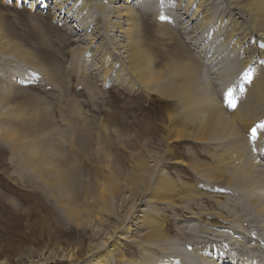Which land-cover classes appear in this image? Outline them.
<instances>
[{"label": "rangeland", "instance_id": "1", "mask_svg": "<svg viewBox=\"0 0 264 264\" xmlns=\"http://www.w3.org/2000/svg\"><path fill=\"white\" fill-rule=\"evenodd\" d=\"M74 1L72 5L80 4ZM186 1L118 0L111 3L109 0V4L108 0H89L93 5L87 9L83 8L84 3L74 9L71 7L68 13L69 5L59 14L56 0L44 3L38 0H0V264H94V261L102 264H174L175 261L180 264H213L202 262L192 252L200 244L186 247L181 244L180 238L191 242L193 235H190L189 227L195 226L226 235L215 238L201 234L203 238H210L201 244L208 247L212 239L214 246L229 248L234 255L231 257L228 249L224 258L231 261L237 257L241 261L243 256V253L237 254V246L231 244L232 241L253 246L249 239L233 234L227 228V220L224 222L217 218L221 214L229 217L239 215L236 203L243 202V192L237 186H224L225 179L236 177L241 168L237 157L234 154L230 156L232 152L220 147L231 140V130L227 134L230 133V137L222 134L205 144L188 138H171V141L166 133L165 117L166 113L175 110L174 101L163 100L156 91L153 92L167 84L164 78L168 73L165 71L172 67L174 45L191 55L201 67L196 81L198 78L202 84L204 96L208 95L205 100L218 103L220 110L216 108L214 112L217 111L218 118L226 121L227 125L230 124L228 116L232 112L233 99L237 97L229 94L228 88L237 95L243 87L247 89V66L243 68L242 64L250 42L247 38L242 40L239 32L241 23H238V32L242 43L235 38L234 44L228 31L236 19L240 22L235 10L227 7L226 0H210L209 7L206 5L204 8L207 17H203L206 21L203 24L196 19L191 20L196 4L193 1L187 9ZM100 2L106 11L94 8ZM111 6L128 8L137 17L140 27H137L139 31L134 40L140 39L141 44L147 46L145 49L139 44L145 61L148 60L147 68L129 71L124 65V48L127 47V39L133 37L113 31L109 21H118L126 28V18H113L111 14L105 16ZM76 10L78 16L75 19ZM96 17L101 19V29ZM157 21L169 25L166 31L157 28ZM189 35L193 38L191 41ZM237 43L244 44L245 50L239 49ZM96 50L100 51L92 55ZM205 50H208V55L212 54V61L217 56L218 59L207 62ZM22 56L29 57L27 62L21 59ZM45 67L49 74L52 73L49 78L41 72ZM259 68L262 69L261 66ZM223 73L225 80L222 78L224 82L221 83L218 75L221 78ZM25 102L27 110L23 109L19 116L18 108ZM33 108L41 110L36 115L30 112ZM204 116H198L196 127L204 123L200 119ZM21 118L25 124L21 123ZM140 120L151 124L153 129L138 132L135 125L140 126ZM179 120L184 121L182 118ZM21 126L23 128L19 130ZM189 127L184 129L185 133L194 131L192 126ZM14 132L18 137H24L21 143L16 140L11 143L12 152L11 146L2 140L10 134L15 137ZM27 133L33 134L28 137ZM24 147L27 150L35 148L29 155V161H35L42 154L50 163L72 164L77 184L75 190L69 188L71 194L67 192L57 203L58 200L50 196V191L43 188L46 185L36 182L32 171L24 166ZM260 148L252 156L251 165L264 175V144ZM213 150L216 156L221 152L222 165L229 170L219 184L199 177L188 166L193 158V161L206 165L214 164L209 156ZM249 168L244 170L246 174L259 176L255 169ZM159 175L167 177L172 185L176 182L174 187L178 194H185L183 189L192 194L191 211L186 210L187 204L177 198L179 196L175 197L173 206L165 203V199L154 197ZM263 183L261 181L257 185L261 186L258 190L262 192ZM103 194L104 201L100 198ZM70 196L76 197L72 203L76 215L67 220L59 213V207L66 206ZM148 216L157 217L158 223L163 220L165 241L148 245L143 240L147 232L144 222ZM253 217L256 221L260 218ZM204 218L206 221L201 222ZM195 234L192 242H197ZM9 244L19 251L10 252ZM256 248L254 246L247 251L246 256H253L254 250L264 252V243L260 249ZM111 249L113 252L107 254ZM222 252L218 251V254ZM259 257L264 255L259 254ZM209 260H214V264L220 262L215 258Z\"/></svg>", "mask_w": 264, "mask_h": 264}, {"label": "bare ground", "instance_id": "2", "mask_svg": "<svg viewBox=\"0 0 264 264\" xmlns=\"http://www.w3.org/2000/svg\"><path fill=\"white\" fill-rule=\"evenodd\" d=\"M38 1H40V3H44L46 0H38ZM72 1L73 0H63V1L62 0H56L57 10L60 11L59 14H62V12L69 5H71V6H69L67 9L68 13H69V10L74 9L75 6L79 7L80 5H82L84 3H86V4L83 5V8H86V9L89 8V6L93 5L91 2H89V0H75L74 1L75 3H76V1L80 2L79 5L78 4L72 5ZM115 1H118V0H111V3L112 2L115 3ZM154 1H157V0H153V2ZM193 1L195 2L196 5L194 7L195 9L193 11V14L191 15V18H192L191 20L196 19L198 21V23H200V21H201V23L205 24L206 21H203V17L206 19V17H207L206 12L207 11L205 12L204 8L206 5H207V8L209 7L208 5H209L210 0H187L185 3L189 6ZM226 2H228L227 7L233 8L235 10V13L240 18V22H238L239 19L238 20L236 19V22L231 24L230 28H228V31H230L229 37L230 38L232 37V40L231 39L230 40L232 42H234V39L236 38V41L238 40V43H240L239 42V41H241L239 38L240 37L239 32H240L242 40L244 38H247V40H249V42H250V47L248 49L247 56H245L243 58L245 61L242 64L243 68L245 66H247L246 67L247 71H246V75H245V84H248L247 89H246V86H245V88L243 87L240 94L237 95L233 90H231V88H228L229 94H231V95L235 94L237 96L233 99L232 112H231V115L228 116L229 120L226 119V120H228V122L230 124L227 125L226 121L224 122V120H221L218 118L219 116H218V114H216L217 111H216V113L214 112L215 110L220 108L218 106V103H214L213 101L205 100V99H207L205 96H208V95L204 96V94L201 90V86H200L202 84L201 83L199 84L198 78L196 81V75H199V72H200L199 70L201 69L199 64L196 62V60L191 55H187L186 52L180 51L178 46L176 47V45H174V48L172 50V57H173V62L171 64L172 67L169 69L167 68V71H165L169 75V76L167 75V77L164 78L167 84L165 87L160 88V89H156L153 92L156 91L155 93H157L159 95V97L163 100L172 99L174 101L173 104L175 105V108H174L175 110H172V112L166 113V117H165L166 118L165 120L167 122L166 133L168 134V137L170 139L171 138H173V139H180V138L186 139V138H188V139L195 140L197 142H201V143L205 144V143H210L214 137L218 138L222 134L227 135L228 132L231 130V133H232L231 138H230L231 140H228L226 142V140L223 139V141H225L226 143L220 147L222 150H224L226 148L227 151L232 152L230 156H232V154H234L237 157L238 163L241 164L240 165L241 168L239 167L240 169L236 173V177H234V178L230 177L229 179H225V183H224V186L227 188H232V186H237L243 192V195H242L243 202L242 203H238V202L236 203L239 206L238 207L239 215L236 214L233 216L231 214L232 217H229V216L222 215L220 213L221 215L218 216L217 218L222 219V221H224V222H226V220H227V222L229 224L233 223L234 225L228 224L227 228L232 230L233 234H236L239 236L241 235L242 237H244L247 240L249 239V241L252 242L253 246L248 245L249 246L248 247L247 245L245 246L241 242L232 241L231 244H234L235 246H237V248H235V249H237V254L243 253V256L242 257L239 256L242 258L241 261L239 260L238 257L235 260L233 259V261H231L230 259H227V257L224 258V254L228 252L229 248L223 246V249H222L220 247L214 246L215 244L213 243L214 241L212 239H211L212 244L210 243L209 244L210 246H208V247L201 244V242H203L205 240L210 241V238L209 239L203 238L200 236L201 234H206V235L213 236V237L216 236L215 238H222V237L224 238L226 235H221L220 232H216V231H215L216 233L210 232L209 230H204V228H201V227H198L199 228L198 229L195 225L194 226L196 229L194 227L192 229H190V227H189V233L191 236L193 235V237H195V235H196L195 233H197V237L195 240L197 242H192L194 240L193 237L190 238V239H192L191 242H188L187 240L180 238V240L183 242L181 244H183L185 247L188 245L191 246V244L194 245V243H197V245L200 244V246H195V247H198V248H195L197 250L196 252H195V249L193 251L192 250L191 251L195 253V256L197 257V259L199 258V259H201V261L202 260L206 261V263L208 261H210V262H213V264H214L215 261L213 260V258H215L221 262V263L217 262V264H224V263L225 264H264V257H259V254L264 255V252L254 250L252 252L253 256H251V257H247L245 254L251 248H254V246L257 247L256 249H260L261 244L264 243V192L260 191L261 190L260 185L257 187V185L260 184L261 181H262V183L264 182L263 181L264 175H260L262 172H259V170L257 171L253 164L251 165V159H253L252 156L254 154H257V152L260 151V149H261L260 148L261 144H264V0H226ZM108 3H109V0H108ZM144 5L145 4H143V6ZM103 6H104L103 2L102 3L100 2L99 4H95L94 8L102 11V9L104 8ZM71 7H72V9H71ZM188 8H190V6L187 7V9ZM105 9L107 10V8H105ZM105 9H103V11ZM81 10H85V9L81 8ZM76 11L77 12H75V14L73 16L75 19L78 16L77 15L78 10H76ZM208 11H209V9H208ZM65 13H67V12H65ZM110 14L112 15L113 18H117V19L120 17L126 18V28L125 27L123 28L119 24L120 22H118V21H109V24L110 23L112 24L111 27H112L113 31H119L120 33H125L124 34L125 36H132L133 37L132 39H127V43H126L127 47L124 48V53L126 54V56H125L126 64H124V65H126L127 70L131 71L132 68L133 69H139L141 67L147 68L148 66H146V63L148 62V60H147V62L145 61L146 60L145 56L139 49V44H141V41H140V39L137 41L134 40V37H135L134 35H136L137 32L139 31V29L137 31V27H140L137 17L135 18V15L132 14V11L128 8L123 7V6H115V7L111 6V9H109L107 11V14L105 16L109 17ZM96 20H99V21H97V25L99 24V26H100L99 22L101 21V19L99 17H96ZM157 23H158L157 28L159 30H162V31H166L167 26H169V25L166 26L163 23H159L158 21H157ZM238 23H241V26H239V27H241L240 30L242 32L238 28ZM96 28H99V27H96ZM100 29H101V26H100ZM238 30H239V32H238ZM205 31H206V29H205ZM144 33H146L145 28H144ZM188 39H189V41H191L193 38H192V36L189 35ZM200 39H201V37H200ZM236 41L234 42V44H236ZM238 43H237L238 48L239 49L241 48V50H245V48L243 47L244 44H238ZM241 43H242V41H241ZM142 46L145 47V49L147 47L145 44ZM14 47H13V49L16 50V52H17L18 48L15 49ZM99 51L96 50L95 53H93L92 55L95 56L97 54V52H99ZM218 51H216V52H218ZM204 52H205L204 54L206 56H208L207 62H209V61L211 62L212 58H213L212 54L208 55V50L207 51L205 50ZM107 53H109V52H107ZM26 58H29V57H26ZM26 58H25V56L21 57V59L23 61L27 62ZM19 59H20V57H19ZM30 59H31V57H30ZM99 59L101 61L102 57ZM216 59H218V56L215 59H213L212 62H214ZM96 65L97 64H95V66ZM124 65L122 64L121 66L125 69L126 67H124ZM255 65H257V66H255ZM168 66H169V64H168ZM250 66H253V67L250 68ZM260 66L262 67V69L259 68ZM97 69L98 68L96 67V70ZM42 71L44 72V74L48 75V78H49V75H52V73H51L52 71L50 70L51 74H49L48 73L49 69L46 67L43 70H41V72ZM214 72H212V73H214ZM139 74H141V73H139ZM223 75H224V73L221 75V78L218 75V77H219L218 81L221 80L222 81L221 83H223L225 80L224 79L225 77ZM233 77H235V76H233ZM236 77H237V75H236ZM53 78L55 79L56 76L54 75ZM144 78L149 80L148 77H144ZM227 82H229V81L227 80ZM218 92L221 95L220 90ZM224 95H225V93H224ZM230 97H225V98H230ZM24 106H26V102H25V104L22 103V106L21 105L19 106L20 107V108H18L19 116H21L22 112H24L23 111V109H25ZM35 108L30 110V112L35 114L37 111L41 110V109L36 110ZM25 110H27V109H25ZM178 110L180 112L179 113L177 112V113L180 114L181 116L176 113V111H178ZM16 112H17V110H16ZM71 114H72V112H71ZM36 115H37V113H36ZM197 115L198 116L199 115L200 116L206 115V116H204L206 119L202 118V117L200 118L202 121H204V123L201 126L199 125L198 127H196V125H198L197 120L199 118ZM62 116H64V115H62ZM196 116H197V119H196ZM180 118H182V120L184 119V121H180L179 120ZM21 123L25 124L24 118L22 119ZM140 123H141L140 126L135 125V128L137 126L139 128L138 132L145 133V132H150L153 129L151 124L148 125L149 123L146 121L144 122L143 120H140ZM78 125L80 126V124H78ZM126 125H127V123H126ZM189 126H192L191 128L194 129V131L192 133H190V132L185 133L184 129L190 128ZM25 127L26 126H24V128ZM20 128H23V127L22 126L19 127V130H20ZM75 128L76 127H74V129ZM79 128H81V127H79ZM30 129L31 128H29V130ZM33 129L35 131L36 128L34 127ZM22 131H24V130H22ZM30 131L32 132L33 130L31 129ZM44 132H46V131H44ZM17 133H20V132L18 131ZM17 133H15L16 134L15 137H13V135L10 136L11 134L6 135V137L2 141L7 145L9 144L10 146L12 145L11 143L14 142L15 140L18 141L19 143H21L23 141L22 137H24V136L18 137L19 135ZM155 133H157V132H155ZM27 134H29V133H27ZM31 134H33V133H31ZM31 134H29L28 137L29 136L31 137ZM23 135H26V133ZM47 135H48V133H47ZM227 136L230 137V133ZM25 138H26V136H25ZM144 138H146V137H144ZM217 138H216V140H218ZM140 141H141V139H140ZM171 141H172V139H171ZM17 146H18V143H17ZM73 148H72V150H73ZM13 149L11 146L10 150L12 152L14 151ZM34 149L33 150H30V149L27 150L25 148V150H22V151H24L22 162L24 163V166L26 165V167L29 168L30 171H32V173L34 175V179L37 180L36 182H39L41 185H42L41 182H43V185H46L45 187L43 186V188L46 190H49L51 193L50 196L53 197L54 200H58L57 203H59V202H61L62 199H64L65 194H67V192L70 191V190H68L69 188H73L72 190H75V188L77 186V184L75 183L74 166L72 164H66V163H62V162H61L62 164H59L60 162L58 163L57 161H55V163H50V161L47 160V158L45 156L43 157L42 154L40 156H38L35 159V161H33V160L29 161V159H31V158H29V155H30V153H34ZM37 151L38 150H36V152ZM229 152H227V153H229ZM214 154H215L214 150L209 154V156H211L210 161L214 162V164L211 163V164L206 165V164L201 163L198 160L193 161V159H195V158L192 157L193 158L191 160L192 162L188 166L191 169V171H193L199 177L204 178L208 181L212 180V181H214V183L219 184L222 182L221 179H223V177L226 173V170H228V168L226 167L227 168L226 169V168H224V165H222V162H221L222 160L220 159L221 152L219 154H217V156ZM214 156H216V158ZM242 157L245 159L243 160ZM74 162H75V160H74ZM250 166L252 168L254 167L253 168V169H255L254 172L256 171L257 174H259V176H255V175L250 174V173L246 174V172H244V170L247 168L250 170V168H249ZM230 168H232V167H230ZM262 169H263V167H262ZM245 171H247V170H245ZM175 183H174V185H172L173 182L171 183V181L167 177H163L162 175H159L158 178L156 179L157 189H156V194L154 197H156V199L157 198L165 199L167 201L165 203H169L173 206L175 197L179 196L177 198H179L181 201H183L184 203L187 204L186 210L188 209L189 211H191L190 210L191 209L190 204H191V200H192L191 199L192 194H189L188 190L183 189L184 193L185 192L186 193L183 195L179 193L180 194L179 195L177 193L178 190L176 189V187H174ZM47 184H49V185H47ZM184 188H187V186H184ZM258 189H260V190H258ZM94 190L96 191V189H93V191ZM68 194H71V193L69 192ZM193 195L195 196L194 192H193ZM101 196L102 197H100V198L103 200V197L105 198V195L103 194ZM196 196H197V194H196ZM198 196H200V195H198ZM74 198H76V197L70 196L68 198V202L66 203L67 205L66 206L62 205L59 207V213L62 214L63 218H66L67 220H68V218H73L76 215V214H74L75 210L73 209L74 206L72 205V203L74 202L73 201ZM242 198H240V199H242ZM202 200H204V199H202ZM203 212L201 213V216L203 215ZM191 214H194V213H191ZM204 215L206 216L209 214H204ZM213 215H216V214H213ZM253 216L260 217L259 220L257 219V221L261 222V223H258L256 220H254ZM212 217L213 216H211V218ZM156 218L157 217H155L153 219L151 216H148L144 222V226L146 227L147 232L144 234L143 240L146 243H148V245H152V244H154V242L165 241V239H166V235L164 233V226L162 223L163 220H161V223H158ZM201 218H203V217H201ZM206 218H204V220H202L201 222L206 221ZM208 219H209V217H208ZM235 225H236V227H234ZM191 226H193V225H191ZM198 233H200V234H198ZM199 237H201L200 240H197V238H199ZM229 237H231V236H229ZM25 239H27V238L25 237ZM236 243H238V245H236ZM203 244H205V243H203ZM9 247H10V252H14V253L16 252L17 253L19 251V248L15 249L12 247L11 244H9ZM112 249L110 250L111 252L108 251L107 254H111L113 252ZM218 251H223V252L218 254ZM229 251H230V249H229ZM230 253H231V257H233L234 252L230 251ZM120 258L123 259V256H120ZM209 258L212 259L213 261L209 260ZM249 258H251L252 260H249ZM256 258L259 261L256 262V260H255ZM120 260H118L119 263L121 262ZM173 263L174 264H180V262H178V261H175ZM94 264H102V263L100 261H94Z\"/></svg>", "mask_w": 264, "mask_h": 264}]
</instances>
